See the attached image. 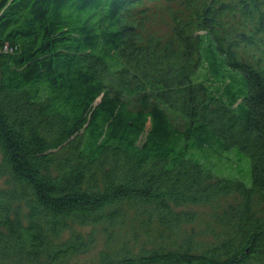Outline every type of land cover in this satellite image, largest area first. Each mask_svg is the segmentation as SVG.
Instances as JSON below:
<instances>
[{
	"label": "trees",
	"instance_id": "1",
	"mask_svg": "<svg viewBox=\"0 0 264 264\" xmlns=\"http://www.w3.org/2000/svg\"><path fill=\"white\" fill-rule=\"evenodd\" d=\"M232 149L251 176L192 157ZM101 240L91 264H264V0H0V264Z\"/></svg>",
	"mask_w": 264,
	"mask_h": 264
},
{
	"label": "rangeland",
	"instance_id": "2",
	"mask_svg": "<svg viewBox=\"0 0 264 264\" xmlns=\"http://www.w3.org/2000/svg\"><path fill=\"white\" fill-rule=\"evenodd\" d=\"M160 8L159 14L163 16L165 19L169 20L171 13L170 9H177L175 6L171 7L170 9H165V7L161 5H156ZM157 12V10H156ZM155 26H160V23H156ZM205 68L201 70V72L204 71ZM150 127V122L147 124V128ZM192 157H195L196 159L200 160L202 164L205 167H208L212 170L213 174L218 177H230L234 178L235 172L236 173H245L248 176H251V165H250V159L248 157H244L242 159V155L239 153L237 149H232L230 151H226L221 156H216L215 154H207L204 150H194L192 152ZM229 159H233L234 161H237V168L232 170L231 166L232 163H230ZM245 176V175H244ZM249 181V180H248ZM198 212L202 215L201 219L199 221L198 226H203L205 219L208 218V213L210 209L208 207H197ZM90 228H85V230H89ZM103 241H99L96 247L91 249L89 252L82 254L81 256L77 257L76 259L78 262H86L87 264L93 263L97 257L98 252L102 248Z\"/></svg>",
	"mask_w": 264,
	"mask_h": 264
},
{
	"label": "built area",
	"instance_id": "3",
	"mask_svg": "<svg viewBox=\"0 0 264 264\" xmlns=\"http://www.w3.org/2000/svg\"><path fill=\"white\" fill-rule=\"evenodd\" d=\"M5 49H9V48L6 46Z\"/></svg>",
	"mask_w": 264,
	"mask_h": 264
}]
</instances>
